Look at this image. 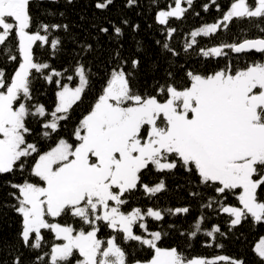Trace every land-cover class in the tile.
I'll use <instances>...</instances> for the list:
<instances>
[{
  "label": "snow or ice",
  "instance_id": "1",
  "mask_svg": "<svg viewBox=\"0 0 264 264\" xmlns=\"http://www.w3.org/2000/svg\"><path fill=\"white\" fill-rule=\"evenodd\" d=\"M117 2L0 0V177H20L0 182L9 189L0 216L19 217L12 237L0 235V264H247L162 245L173 232L188 244L202 231L216 241L246 222L264 226V0H234L182 49L169 22L186 15L185 0L155 12L146 27H162L151 40L129 15L142 0H119L113 19ZM236 19L256 20L260 35L200 47L203 59H192L197 37ZM242 56L249 62L238 66ZM53 85L49 107L38 94ZM141 195L152 204L133 206ZM213 212L226 215L225 230L205 228ZM252 251L264 264V236Z\"/></svg>",
  "mask_w": 264,
  "mask_h": 264
},
{
  "label": "trees",
  "instance_id": "2",
  "mask_svg": "<svg viewBox=\"0 0 264 264\" xmlns=\"http://www.w3.org/2000/svg\"><path fill=\"white\" fill-rule=\"evenodd\" d=\"M234 0H193V5L189 7L186 4V1L183 3V6L188 8L186 15L182 19L172 18L170 20V26L177 29V32L173 36L170 43L173 44L177 49H182L183 46L191 40V32L195 31L206 24H212L215 22H219L225 13V11L229 8L230 4ZM173 0H156L154 3L153 0H142V8L134 9L129 15H132L133 19L138 20V22L142 25L141 27V36L145 37L146 40L158 39L160 38V29L162 26L154 25L151 29H148L147 25H153L155 12L166 8L171 5ZM207 4L208 10L204 9V5ZM84 3L81 2L77 4L74 8L68 10L67 15L70 20L77 21L78 14L80 10L84 8ZM122 8V5L119 3V0L116 5V10L112 12V18L116 19L119 15V9ZM140 12V16H136L135 13ZM254 23H257L256 20L249 21L247 19L239 20L236 19L230 24L229 30L221 29L218 33L212 34L211 36H200L197 37L196 40L198 42V47L195 50H189V53L193 60H202L203 58L197 56V52L200 47H212L218 46L222 43H231L236 40L241 39V37L254 38L260 35L259 30L252 27ZM262 26H264V22H260ZM183 54V53H182ZM183 54V55H188ZM230 58H232L235 62L236 54L230 53ZM257 59L261 58L258 54L256 56ZM54 67L58 70L64 66H67L66 58H54L50 61ZM215 60L209 64V68L215 66ZM248 61V57L242 56L239 58L238 66L243 65ZM223 63V61L221 62ZM196 66V65H193ZM14 70V65L8 67V73ZM53 86H43L39 89L38 99L40 102L45 103L49 107L53 103L54 92ZM87 107V103L81 105L75 112L73 119L76 116L80 115ZM72 124L69 123L68 131L71 130ZM62 135L66 134L64 132ZM31 139V138H30ZM47 143V142H44ZM16 179L19 180V176L14 177H0V182L7 179ZM9 189L0 188V200L8 199L7 192ZM161 206H169V201L167 199L161 198L158 202ZM229 203L238 204L234 197H229ZM152 201L148 200L146 197L142 195L137 198L136 204L133 206H150ZM196 215L194 212L192 216H189L187 220H183V222L177 221L176 228L181 230H186L189 226V222L193 220V217ZM227 217L225 214L216 215L214 212L208 214V219L205 223V228H207L208 224L218 223L221 226L222 231L227 228L225 223ZM169 221H174L176 218L170 217ZM150 227H155V222H149ZM19 227V217L16 216L13 212H7L6 215L0 216V235H3L6 238H10L14 235L15 231ZM166 230V225H161ZM102 237L106 238L107 231L101 233ZM264 236V226H253L251 223L246 222L242 227L238 229H234L231 233L228 234L226 238H220L216 241H213L212 238L206 237L203 234V231L198 234V238L185 243L183 237L179 235V233L173 232L171 235L165 238L164 245L167 246L172 244L173 246L176 243L181 244L183 247L187 249V254L189 255H200L205 257H213L214 255H228L230 257H239L247 261V264H257V257L255 253L252 251L256 241ZM50 240V237H49ZM212 244V247H206L205 244ZM216 243L223 244V248L215 247Z\"/></svg>",
  "mask_w": 264,
  "mask_h": 264
},
{
  "label": "rangeland",
  "instance_id": "3",
  "mask_svg": "<svg viewBox=\"0 0 264 264\" xmlns=\"http://www.w3.org/2000/svg\"><path fill=\"white\" fill-rule=\"evenodd\" d=\"M185 1H186V0H185ZM233 2H234V1H233ZM182 6H183V4H182ZM229 7H230V6H229ZM228 9H229V8H228ZM228 9H227V10H228ZM227 10H226V11H227ZM226 11H225V12H226ZM221 19H222V18H221ZM261 237H262V236H261ZM261 237H260V238H261ZM260 238H259V239H260ZM259 239L256 241V243L259 241ZM256 243H255V244H256ZM209 258H211V257H209Z\"/></svg>",
  "mask_w": 264,
  "mask_h": 264
}]
</instances>
